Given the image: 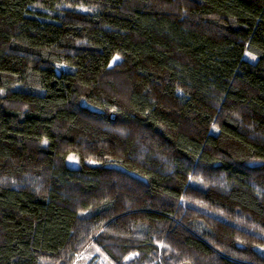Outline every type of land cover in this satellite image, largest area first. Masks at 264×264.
Returning a JSON list of instances; mask_svg holds the SVG:
<instances>
[{
  "label": "trees",
  "instance_id": "16d2710c",
  "mask_svg": "<svg viewBox=\"0 0 264 264\" xmlns=\"http://www.w3.org/2000/svg\"><path fill=\"white\" fill-rule=\"evenodd\" d=\"M90 248L264 264V0H0V264Z\"/></svg>",
  "mask_w": 264,
  "mask_h": 264
},
{
  "label": "rangeland",
  "instance_id": "374dc122",
  "mask_svg": "<svg viewBox=\"0 0 264 264\" xmlns=\"http://www.w3.org/2000/svg\"><path fill=\"white\" fill-rule=\"evenodd\" d=\"M250 57L249 53H245L244 58ZM74 157L69 156L67 158V164L69 166H77V161L75 160V163H73ZM94 260V261H93ZM73 264H110L100 253L94 249L90 248L87 252L79 255L77 258V261H75Z\"/></svg>",
  "mask_w": 264,
  "mask_h": 264
}]
</instances>
